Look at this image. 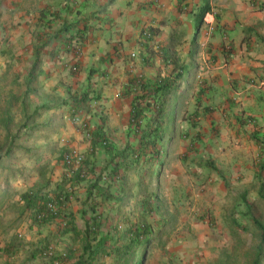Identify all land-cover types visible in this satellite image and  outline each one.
<instances>
[{"label": "crops", "instance_id": "1", "mask_svg": "<svg viewBox=\"0 0 264 264\" xmlns=\"http://www.w3.org/2000/svg\"><path fill=\"white\" fill-rule=\"evenodd\" d=\"M33 4L36 7H22L16 19L19 33L33 42L19 50L32 61L29 84L35 82V89L30 96L36 105L48 108L37 119L44 128L35 130L38 139L28 147L33 165H50L51 171L39 178L44 176L40 168L21 191L40 188L67 199L65 212L45 226L46 234L32 238L30 254L41 241L53 240L57 245H49L54 252L67 251L72 242L80 245L86 221L95 216L102 235L108 237L105 244L121 246L117 230L135 222L130 210L149 205L150 199L144 197L154 189L155 196L164 192L165 181L188 180L191 170L186 166L196 169L206 163L210 154L205 149L204 157L197 158L198 118H210L209 127H227L230 114H255L263 108L258 95L264 91V0H33ZM46 21L51 27L42 45L34 33ZM77 32L82 34L80 41L73 40ZM32 72L37 74L35 81ZM176 74L180 77L167 99L165 120L157 126L147 121L155 111L151 104L142 129L135 128L131 105L147 90L140 84L149 87ZM153 95L160 100V91ZM73 116L87 124L90 137ZM69 149L83 154L86 171L81 181L72 180L73 189L64 181L68 173L62 163ZM99 174L87 198L89 184ZM168 188L172 190L173 184Z\"/></svg>", "mask_w": 264, "mask_h": 264}, {"label": "rangeland", "instance_id": "2", "mask_svg": "<svg viewBox=\"0 0 264 264\" xmlns=\"http://www.w3.org/2000/svg\"><path fill=\"white\" fill-rule=\"evenodd\" d=\"M24 6L36 7L33 0H0V144H3L0 154V264L25 261L27 264H51L46 256H37L33 260L29 257L32 238L39 234L43 236L48 228L45 227L47 224H33L20 198L21 188L30 184L41 168L33 165V152L28 147L38 139L35 132L38 123L30 120L26 129L20 126L23 123L22 99L27 105V113L35 104L30 94L24 95L25 90L35 87V82L27 83L32 61L19 50L22 45L33 44L32 38L26 41L19 33L16 21ZM27 33L33 35L30 30ZM32 76L35 81L36 72H32ZM259 94L260 102L264 104V91ZM6 117L9 123H5ZM211 117L214 119L213 115ZM208 120L207 116L196 120L199 130L198 138L194 139L200 151L199 160L205 155L204 149L209 152L206 163L198 164L196 169H192V165L186 166L191 170L188 180L171 182L172 190L168 188V184H172L165 181L164 192L155 196L154 189L144 197L145 201L150 199L149 205H136L130 210L131 220L144 228L142 240H148L142 264H248L243 252L252 254L260 241L251 216L264 225V105L255 114H230L227 127H209L206 125ZM14 134L17 135L15 138ZM212 142L219 146L210 145ZM10 146L7 155L5 151ZM171 162L174 166V160ZM50 171V165H45L44 176L39 178L45 179ZM126 175L129 177L132 171H126ZM243 193L250 209L241 200ZM234 219L239 228L232 223ZM125 230H117L122 236L121 244L127 241ZM50 242L57 245L53 240ZM8 245H12L9 252L6 251ZM72 246H79L78 242H72ZM114 247L111 244L110 250ZM64 252L65 249L56 251ZM115 254L112 251L111 255L101 256L99 260L118 264ZM259 264H264V256Z\"/></svg>", "mask_w": 264, "mask_h": 264}, {"label": "trees", "instance_id": "3", "mask_svg": "<svg viewBox=\"0 0 264 264\" xmlns=\"http://www.w3.org/2000/svg\"><path fill=\"white\" fill-rule=\"evenodd\" d=\"M111 1V0H109ZM207 7H205L204 12L207 11ZM51 27V23L49 21H46L45 24L42 27V30L40 32H35L34 37L36 40L41 39V44H46L45 38L43 35H47V29ZM82 37V34L80 32H77L73 36V40L80 41V38ZM72 38V37H71ZM43 39V40H42ZM69 44H71L72 40H68ZM180 77V74H176L172 76L171 78H160L156 80L155 83H152L151 86L147 87L144 86L143 83L140 85L142 88H146V92L140 95H137L131 105V113H130V121L132 124H134L135 128L140 129L141 128V120L145 117L146 111L149 110V106L152 104L155 107V111L152 113L151 117L148 118L147 121L153 122L156 124H161L165 118H166V104L167 99L169 98L172 91H174L178 85V78ZM29 83L31 81V76L28 78ZM33 89L25 90L24 95L32 93ZM160 91V100L156 101L154 100V95L151 96V94L157 93ZM83 96V95H82ZM25 97V96H24ZM23 97V98H24ZM18 98V96L16 97ZM82 97L81 99H83ZM21 110H22V116H23V123L20 124L21 128L24 127L26 129L27 124L30 120L33 121V123H37V119L39 118L40 112L43 109H47L48 105H36L32 107V111L27 113V105L25 104V101L22 99L21 102ZM8 117L5 118V123H9ZM44 128V124H37L36 129ZM142 129V128H141ZM16 133V132H15ZM98 133V132H97ZM17 135L14 134V138ZM98 137L100 135H97ZM107 149H110L111 146L107 144L105 141V144L103 145ZM11 149V146L6 149L5 153L7 155L9 154ZM3 150V144H0V154ZM125 151V150H124ZM131 157H135L134 153L127 152ZM127 153L124 154V157L126 158ZM157 154V150H155V153ZM140 154H136V157ZM114 157V156H113ZM128 158V157H127ZM1 161V156H0ZM85 165L81 163V165L73 169H66V172L68 173V176H64V181H66L69 184V189H73L74 184L72 183V180L75 182L81 181L84 179L86 175V171L84 170ZM41 169H43V166H41ZM115 170V168H113ZM117 173V172H116ZM67 177V178H66ZM101 175H96V179L92 181L89 184L88 188V195L87 198L90 196V193H92L90 190L94 186L97 185V181L100 179ZM60 185V184H59ZM62 191V190H60ZM62 193L54 194L52 195L50 192H42L40 188L37 189H31L28 191H25L21 193V200L23 201V207L25 210H27L31 216V220L33 221V224L35 225H43L48 224L55 220L58 216H60L63 212L62 207L66 203L67 196L61 195ZM241 200L246 205L248 209L251 208L250 204L246 200L245 193L242 194ZM53 202V205L55 207L54 211L49 210L48 203ZM92 206V205H90ZM65 215V214H64ZM98 216L93 217L90 221H86L85 224V232L83 235V239L81 240V243L78 247L72 246L68 247L67 251L64 253H56L54 252L47 242H42L40 247L38 246L33 252L30 254V258L33 259L37 256H46L48 257L49 261L59 264H105L104 262L100 261L101 256L105 255H111L112 251H115L116 254L114 255L116 257L115 261L118 264H142L143 260V253L145 251L146 244L148 240L143 241L142 235L144 234V228L140 227L141 225H137L135 223L131 224L129 227L126 228L125 234L127 237V242H125L121 246H116L113 249L110 250L111 244H105L106 239L108 238L107 235H102V232L100 231V221L97 220ZM251 221L255 224V226L258 229V236H259V243L254 246L252 254L249 252H243V255L248 260V264H259L261 262L262 256H264V225L260 220L254 216H251ZM70 224L69 221L65 223V226L67 224ZM236 227L239 228L238 222L234 219L232 221ZM68 224V225H69ZM68 227V226H67ZM73 227H68L67 229H72ZM66 230V228H64ZM76 232L77 230L74 229ZM102 235V236H101ZM99 237V238H98ZM98 238V239H97ZM97 239V242L94 244L91 242V240ZM12 249V245H8L6 248V251L9 252ZM74 258V259H73ZM73 259V260H72ZM28 262L25 261L22 264H27ZM247 263V261H246Z\"/></svg>", "mask_w": 264, "mask_h": 264}, {"label": "built area", "instance_id": "4", "mask_svg": "<svg viewBox=\"0 0 264 264\" xmlns=\"http://www.w3.org/2000/svg\"><path fill=\"white\" fill-rule=\"evenodd\" d=\"M72 121L80 126V128L83 130L84 134L87 137L91 136V133L87 127V124L82 119L78 118L77 116H73ZM104 144H105V141H103V145ZM83 160H84L83 154L75 149H69L65 151L62 156V163L66 169L75 170L81 165ZM47 206L50 212L55 210L53 202H49Z\"/></svg>", "mask_w": 264, "mask_h": 264}]
</instances>
